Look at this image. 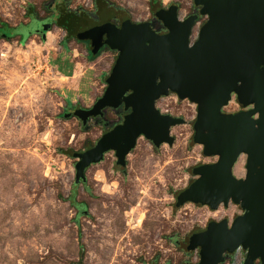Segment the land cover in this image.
I'll return each mask as SVG.
<instances>
[{
  "label": "rangeland",
  "instance_id": "374dc122",
  "mask_svg": "<svg viewBox=\"0 0 264 264\" xmlns=\"http://www.w3.org/2000/svg\"><path fill=\"white\" fill-rule=\"evenodd\" d=\"M151 2L0 0V264H195L196 250L184 248L189 233L207 220L240 213L231 203L215 210L193 201L175 206L176 193L198 176L191 168L217 156L202 155L191 140L195 105L170 92L154 102L160 112L182 119L168 128L170 144L154 147L139 136L122 170L108 150L85 168L83 182L73 183V153L117 121L109 108L103 119L83 123L65 115L102 93L117 53L106 48L88 59V40L75 35L96 28L93 17L104 18L105 10L111 23L123 14L133 22L154 20ZM159 2L176 4L179 18L192 10L191 0ZM46 17L54 22L43 36L36 29ZM204 19L192 27V38ZM50 53L73 62L69 76L52 69ZM250 107L231 93L220 113ZM244 158L230 167L233 176H243Z\"/></svg>",
  "mask_w": 264,
  "mask_h": 264
},
{
  "label": "water",
  "instance_id": "95a60500",
  "mask_svg": "<svg viewBox=\"0 0 264 264\" xmlns=\"http://www.w3.org/2000/svg\"><path fill=\"white\" fill-rule=\"evenodd\" d=\"M191 2L198 8L183 18L176 5L152 6L154 20L165 29L161 34L152 29V21L133 22L125 14L116 26L105 10L104 18L97 15L96 28L75 35L88 40L91 54L102 45L117 53L102 93L73 115L83 123L101 116L106 107L121 105L128 111L92 145L73 153V183L83 182L85 168L99 162L106 150H113L116 164L123 166L140 135L154 147L170 144L168 128L182 119L160 113L154 101L173 92L195 104L191 140L201 145L202 155L217 156L191 168L198 176L176 193L175 206L193 201L216 209L230 201L242 210L229 222L210 220L205 228L194 229L184 248L197 249L195 264H219L237 247L244 250L240 264H264V0ZM197 14L206 19L191 41ZM53 20L46 17L39 26L43 36ZM231 93L239 105L251 107L221 114ZM240 154L244 174L235 178L230 167Z\"/></svg>",
  "mask_w": 264,
  "mask_h": 264
},
{
  "label": "flooded vegetation",
  "instance_id": "af4514ba",
  "mask_svg": "<svg viewBox=\"0 0 264 264\" xmlns=\"http://www.w3.org/2000/svg\"><path fill=\"white\" fill-rule=\"evenodd\" d=\"M172 4H173V3H172ZM169 5H171V4H169ZM169 5H167L166 7H168ZM173 5H176V4H173ZM166 7H163V8H166ZM176 8H177V5H176ZM191 8H192V10H191V13H189V14H193V13H195L198 7H197V6H194V5L192 4V2H191ZM189 14H187V15H189ZM187 15H185V16H187ZM185 16H184V17H185ZM200 17H201V15H198V14H197L196 19H195V23L198 22V19H199ZM203 17H205V16H203ZM93 18L96 19V18H97V14H96ZM205 19H206V17H205ZM205 19H204V20H205ZM204 20H202V21L200 22V24H201ZM112 21H113V23H114L116 26L119 24V21H118V20L115 21V20L112 19ZM148 21H152V29L155 30L158 34H161V33H164V32H165V29L160 25L159 22H157V21H155V20H151V19L148 20ZM195 23H194V24H195ZM200 24H199V25H200ZM199 25H198V26H199ZM198 26H197V29H198ZM197 29H196V32H197ZM36 31H37V32H41V31H40V28H38ZM195 36H196V33H195ZM195 36H194V38H192V36L190 35V40L193 41V40L195 39ZM88 45H89V44H88ZM106 48H108V47H106L105 45H102V46L99 48V51L101 52L102 50H104V49H106ZM108 49H109V48H108ZM168 93H169V92H168ZM170 93H173V92H170ZM175 96H176V95H175ZM97 97H98V96H97ZM97 97H96V98H97ZM161 97H162V96H161ZM158 98H159V97H158ZM158 98H157V99H158ZM94 100H95V99H94ZM154 102H155V101H154ZM193 104H194V103H193ZM194 105H195V104H194ZM240 106H241V105H240ZM106 108H109L110 110H112V111L114 112V114L117 116V121L111 123V125H110L109 127L105 128V129H103V130H101L100 135H101V133H102L103 131L108 130L112 125H114L115 123L119 122V121H120V118H121V116H122V114L128 111V110H123L121 105L118 106V107L115 108V109L110 108V107H106ZM106 108H104V109L102 110V115H101V116L89 117V118H87V120H89L90 118L103 119V118H104V115H105V109H106ZM154 108H155V107H154ZM156 109H157V108H156ZM157 110L159 111V109H157ZM73 111H74V109H73L72 111H70L69 114H72ZM242 111H244V110H242ZM159 112H160V111H159ZM237 112H239V111H237ZM160 113H162V112H160ZM233 113H236V112H233ZM163 114H167V113H163ZM169 115H170V114H169ZM171 116H172V115H171ZM175 117H176V116H175ZM194 117H195V116H194ZM193 119H194V118H193ZM192 121H193V120H192ZM191 127H192V123H191ZM100 135H99V136H100ZM99 136H98V137H99ZM140 136H141V135H140ZM98 137H97V138H98ZM138 137H139V136H138ZM138 137H137V138H138ZM142 137H143V136H142ZM97 138H96V139H97ZM137 138H136V139H137ZM147 140H148V139H147ZM148 141H149V140H148ZM94 142H95V141H94ZM94 142H93V143H94ZM135 142H136V140H135ZM149 142H150V141H149ZM93 143H92V144H93ZM150 143H151V142H150ZM92 144H91V145H92ZM151 144H152V143H151ZM134 145H135V144H134ZM87 146H90V145H87ZM152 146H153V145H152ZM133 147H134V146H133ZM133 147H132V148H133ZM132 148H131V149H132ZM131 149H130V150H131ZM130 150H129V151H130ZM107 151H108V150H106L105 152H107ZM110 151H112V153H113V155H114V151H113V150H110ZM105 152H104V153H105ZM104 153H103V155H104ZM103 155H102V158H103ZM240 155H242V154H240ZM240 155H239V156H240ZM125 156H126V155H125ZM125 156H124V165H123V166H119L118 164H116V157H115V155H114V157H115L114 164H115V166L118 167L120 170H122V168H124V166H125ZM102 158H101V160H102ZM101 160H100V161H101ZM198 164H209V163H198ZM233 164H234V163H233ZM195 165H196V164H195ZM232 176H233V175H232ZM234 177H235V176H234ZM235 178H241V177H235ZM190 182H191V181H190ZM228 203H231V204H233L234 206H238V208H239V210H240V213H239V214L242 213V210L240 209V207H239L238 204L232 203V202H230V201H229ZM228 203H227V204H228ZM226 206H227V205H226ZM213 210H215V209H213ZM239 214H236V215H239ZM236 215L233 214V215L231 216V218L234 217V216H236ZM223 218H225L228 222L231 220V218H229V219L226 218V217H223ZM223 218H220V219H218V220H212V221H219V220H221V219H223ZM208 221H210V220H207V222H208ZM207 222L205 223V226L207 225ZM195 229H202V228H195ZM193 230H194V229H193ZM193 230H192V231H193ZM192 231H191V232H192ZM191 232H190V233H191ZM190 233H189V234H190ZM186 242H187V240H186ZM178 243H179V242H178ZM185 244H186V243H185ZM194 250H196V252H197V249H194ZM243 255H244V250H243L241 247H239L237 250L235 249L232 253L225 255L224 258H226V257H231V258H233V259L236 258L237 261H238V259H239V264H240V263H241V260H242V258H243ZM223 261H224V260H223ZM223 261H222V262H223ZM222 262H221V263H222ZM257 263H258V261L255 260V261H254V264H257ZM185 264H186V263H185Z\"/></svg>",
  "mask_w": 264,
  "mask_h": 264
},
{
  "label": "trees",
  "instance_id": "16d2710c",
  "mask_svg": "<svg viewBox=\"0 0 264 264\" xmlns=\"http://www.w3.org/2000/svg\"><path fill=\"white\" fill-rule=\"evenodd\" d=\"M154 4H157V5L161 6L159 0H152V2L150 4V11H151L152 6ZM53 22H54V20H53ZM2 28L8 29L9 27L6 28V26L2 25ZM98 52H99V50L96 53H94V54H90V53L87 52L88 59L95 58L97 56ZM57 60L58 59L56 57L53 59V55H52V53H50L49 61H50V66L52 67V69H54L55 71L59 72L62 75H65V76L69 75L70 74V70H71L70 62H68L66 59L65 60H61L60 62H58ZM88 145H91V144H88ZM69 202L71 203V200ZM75 204L78 205V206H82L81 202H75ZM72 205H73V203H72Z\"/></svg>",
  "mask_w": 264,
  "mask_h": 264
},
{
  "label": "crops",
  "instance_id": "0c3cea01",
  "mask_svg": "<svg viewBox=\"0 0 264 264\" xmlns=\"http://www.w3.org/2000/svg\"><path fill=\"white\" fill-rule=\"evenodd\" d=\"M28 22H29V21H28ZM55 57L58 59V60H57L58 62H60L61 60H65V59H66L68 62H70V64H71V68H72V66H73V62H72L71 60H69V59H67V58H62V56H60L58 53H55V54L53 55V59H54ZM70 71H71V70H70ZM56 72H57V71H56ZM58 73H59V72H58ZM59 74H60V73H59ZM107 74H108V73H107ZM60 75L65 77V75H62V74H60ZM67 76H69V75H67ZM67 76H66V77H67ZM68 101H69V100H68Z\"/></svg>",
  "mask_w": 264,
  "mask_h": 264
},
{
  "label": "built area",
  "instance_id": "2783aa9c",
  "mask_svg": "<svg viewBox=\"0 0 264 264\" xmlns=\"http://www.w3.org/2000/svg\"><path fill=\"white\" fill-rule=\"evenodd\" d=\"M239 247L236 248V250L238 249ZM234 261L237 260L236 258L233 259Z\"/></svg>",
  "mask_w": 264,
  "mask_h": 264
}]
</instances>
